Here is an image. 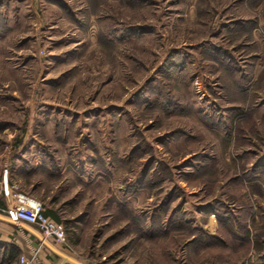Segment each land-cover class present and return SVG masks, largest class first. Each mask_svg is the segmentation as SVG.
I'll return each mask as SVG.
<instances>
[{
  "label": "rangeland",
  "instance_id": "rangeland-1",
  "mask_svg": "<svg viewBox=\"0 0 264 264\" xmlns=\"http://www.w3.org/2000/svg\"><path fill=\"white\" fill-rule=\"evenodd\" d=\"M3 164L82 264H264V0H0Z\"/></svg>",
  "mask_w": 264,
  "mask_h": 264
},
{
  "label": "built area",
  "instance_id": "built-area-1",
  "mask_svg": "<svg viewBox=\"0 0 264 264\" xmlns=\"http://www.w3.org/2000/svg\"><path fill=\"white\" fill-rule=\"evenodd\" d=\"M0 214L9 222L20 228L33 229L40 236V244L44 241L53 244H66L63 224L44 214L39 200L19 189L9 178L6 164L0 169ZM16 264H39L35 254H20Z\"/></svg>",
  "mask_w": 264,
  "mask_h": 264
},
{
  "label": "crops",
  "instance_id": "crops-1",
  "mask_svg": "<svg viewBox=\"0 0 264 264\" xmlns=\"http://www.w3.org/2000/svg\"><path fill=\"white\" fill-rule=\"evenodd\" d=\"M9 223L11 222L0 214V224ZM22 253L27 256L35 254L39 264H75L62 255L70 256L60 251L56 244L48 241L40 244V237L33 229L0 226V264H16L18 256Z\"/></svg>",
  "mask_w": 264,
  "mask_h": 264
},
{
  "label": "trees",
  "instance_id": "trees-1",
  "mask_svg": "<svg viewBox=\"0 0 264 264\" xmlns=\"http://www.w3.org/2000/svg\"><path fill=\"white\" fill-rule=\"evenodd\" d=\"M44 214L51 217L52 219L59 221L58 218L55 216V214L51 210H45L44 209Z\"/></svg>",
  "mask_w": 264,
  "mask_h": 264
},
{
  "label": "water",
  "instance_id": "water-1",
  "mask_svg": "<svg viewBox=\"0 0 264 264\" xmlns=\"http://www.w3.org/2000/svg\"><path fill=\"white\" fill-rule=\"evenodd\" d=\"M40 237V236H39ZM46 243V241H44ZM61 254V253H60ZM65 258L71 260L72 262H74L75 264H81L77 259L71 257V256H67V255H64L62 254Z\"/></svg>",
  "mask_w": 264,
  "mask_h": 264
}]
</instances>
